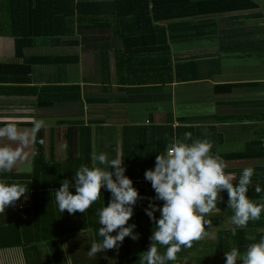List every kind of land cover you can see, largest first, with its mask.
Returning <instances> with one entry per match:
<instances>
[{"label": "trees", "instance_id": "obj_1", "mask_svg": "<svg viewBox=\"0 0 264 264\" xmlns=\"http://www.w3.org/2000/svg\"><path fill=\"white\" fill-rule=\"evenodd\" d=\"M253 7L255 3L251 0H0V26L15 37L19 50L33 45V40L39 37H71L76 28L105 31L108 42L98 51L103 82L117 83L120 90L129 93H141L148 88L197 79L196 60L207 62L209 54L193 56L189 52L175 53L173 44L223 37L218 32L216 18L249 11ZM77 59L70 57L67 61ZM2 68H8V65L0 64V71ZM20 69L25 73L31 68L23 66ZM28 79L24 76L18 78L22 82ZM234 86L217 84L216 90L227 92ZM104 113L107 114L106 124L97 125L95 134L93 126L85 120L71 122L78 128L75 140L72 134L69 136L71 150L66 161L44 159L45 141L42 133H39L35 140L32 172L0 174V181L29 188L26 201L21 198L17 205L0 213V249L22 247L25 264H66L68 257L71 262L77 257L83 264L139 262V254L150 244L153 228L145 208L155 195L150 182L144 179V172L154 167L156 155L163 153L173 141L183 140L184 133H191V139L211 143L213 156L220 160L225 158L218 153L223 137L214 126H193L186 124L185 118H180L175 125L176 120L172 115L161 122H155L150 117L146 124H130L122 118L121 106L114 105L92 112L93 115ZM118 124H122L121 158L126 165L125 174L132 178L141 195L132 216L135 230L139 233L138 250L134 249L133 239L126 237L118 250L111 249L89 257L87 250L90 244L102 239L97 235L100 225L96 210L108 202L110 193L101 192V199L85 215L79 212L69 215L58 211L53 191L60 187L62 180L71 178L82 164L93 165L95 147L109 159L118 155ZM73 141L78 149L77 154L73 153ZM239 155L255 156L249 151ZM257 184L261 186V193L254 190ZM248 195L262 203L264 181L252 182ZM222 196L227 198V193L223 192ZM154 202L162 204V201ZM20 213L23 217L19 216ZM24 213L29 216L24 217ZM156 215L159 216V212ZM220 224H223V217L204 219L205 226L218 227ZM234 234L233 231H219L221 258H206V263H210L209 260H225L224 252L232 249ZM63 239L68 240L69 246L61 243ZM74 243L82 250L81 257L76 255L79 251L76 246H71ZM66 247L69 248L68 255L67 251L66 255L64 253ZM158 248L160 252L165 250ZM168 264H183V261L177 257Z\"/></svg>", "mask_w": 264, "mask_h": 264}, {"label": "crops", "instance_id": "obj_2", "mask_svg": "<svg viewBox=\"0 0 264 264\" xmlns=\"http://www.w3.org/2000/svg\"><path fill=\"white\" fill-rule=\"evenodd\" d=\"M251 1L255 7L249 11L216 18L218 32L223 37L173 44L175 53L209 54L207 62L196 60L197 79L148 88L141 93H129L120 90L117 83L103 82L98 51L104 41L94 39L85 47V40L81 38L98 31L76 28L71 37H39L33 40V45L19 50L15 37L0 26V64L8 65L0 71V127L11 123L24 137L22 141L0 138V144H10L21 152V158L9 173L32 172L39 133L45 141L44 159L66 161L71 150L69 136L72 134L75 140L78 128L71 122L85 120L93 126L95 134L97 125L106 124L107 114L93 115L92 112L114 105L121 106L122 118L130 124H146L150 117L161 122L172 115L175 125L180 118H185V123L193 126H214L222 134L218 153L225 156L221 161L225 172L233 175V183L246 167L254 170L252 182L264 181V0ZM70 57L78 59L67 61ZM23 66H29L30 71L23 73L20 69ZM23 76L29 79L18 80ZM217 84L235 86L227 92H219ZM116 127L118 155L122 157V124ZM72 145L73 153L77 154L74 141ZM247 151L255 156L239 155ZM98 153L95 147V154ZM226 206L227 198L223 197L204 217H223L221 226H205L206 234L201 239L192 241L191 248H181L177 253L183 264H224V259L211 261L221 258L220 230L235 228L232 248L241 253L264 237V212L259 219L250 220L241 228L230 222L231 210ZM27 214L24 213V217ZM19 216L23 217L22 213ZM129 223H133L132 217ZM137 240L133 242L137 244ZM61 243L69 246L68 240L63 239ZM71 246L80 249L78 244ZM67 249H64L65 255ZM81 251L76 255L81 257ZM206 258L211 259L210 263H206ZM73 263L83 264L77 257L72 262L68 257L66 264ZM0 264H25L22 247L0 249Z\"/></svg>", "mask_w": 264, "mask_h": 264}, {"label": "clouds", "instance_id": "obj_3", "mask_svg": "<svg viewBox=\"0 0 264 264\" xmlns=\"http://www.w3.org/2000/svg\"><path fill=\"white\" fill-rule=\"evenodd\" d=\"M0 138L24 139L11 123L0 127ZM211 147L207 140L191 139V133H184L183 140L166 146L163 153L156 155L154 167L145 170L144 179L150 182L155 193L145 208L153 228L148 248L139 254V264H168L176 260L181 248H191L192 241L206 234L204 217L223 200L222 192L227 193L226 209L231 210L229 219L233 225L243 228L264 212V203L248 195L254 170L244 168L233 183V175L225 172L224 163L211 154ZM20 158L18 148L0 144V173L11 171ZM92 160V166L82 164L53 191L58 211L69 215L77 212L85 215L101 199V192L110 193L108 202L96 210L100 225L97 235L102 239L90 244L89 257L118 250L126 237L139 238V233L134 231L136 224L129 220L141 198L132 178L125 174L123 158L117 155L109 159L100 152L94 154ZM254 190L262 191L259 184ZM28 193L29 188L0 181V213L17 205L21 198L26 201ZM154 201H162V204ZM232 231L235 233V228ZM158 246L165 250L160 252ZM224 257V264H264V237L250 244L243 253L232 248L224 252Z\"/></svg>", "mask_w": 264, "mask_h": 264}, {"label": "rangeland", "instance_id": "obj_4", "mask_svg": "<svg viewBox=\"0 0 264 264\" xmlns=\"http://www.w3.org/2000/svg\"><path fill=\"white\" fill-rule=\"evenodd\" d=\"M97 37V38H96ZM81 38H83V40H85V42L83 43V46L85 45V47H88V46H90V42L92 41V40H94V39H99V40H101L102 39V41H105L106 40V38H107V35L106 34H102V32H97V33H94V34H87V35H82V37ZM107 44V43H106ZM136 243H134L133 242V246H134V249L136 250L137 248H136Z\"/></svg>", "mask_w": 264, "mask_h": 264}, {"label": "flooded vegetation", "instance_id": "obj_5", "mask_svg": "<svg viewBox=\"0 0 264 264\" xmlns=\"http://www.w3.org/2000/svg\"><path fill=\"white\" fill-rule=\"evenodd\" d=\"M91 44H92V43H91ZM105 44H106V42L104 41V42L101 43V46L103 47ZM102 47H101V48H102Z\"/></svg>", "mask_w": 264, "mask_h": 264}]
</instances>
